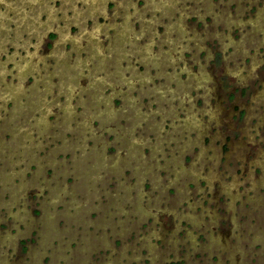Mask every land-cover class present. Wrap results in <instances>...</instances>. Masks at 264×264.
<instances>
[{
    "label": "rangeland",
    "instance_id": "rangeland-1",
    "mask_svg": "<svg viewBox=\"0 0 264 264\" xmlns=\"http://www.w3.org/2000/svg\"><path fill=\"white\" fill-rule=\"evenodd\" d=\"M0 264H264V0H0Z\"/></svg>",
    "mask_w": 264,
    "mask_h": 264
}]
</instances>
